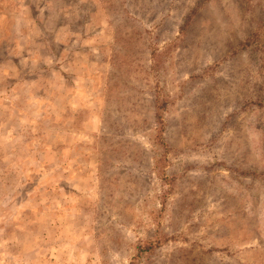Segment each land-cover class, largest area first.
Listing matches in <instances>:
<instances>
[{
  "label": "rangeland",
  "instance_id": "374dc122",
  "mask_svg": "<svg viewBox=\"0 0 264 264\" xmlns=\"http://www.w3.org/2000/svg\"><path fill=\"white\" fill-rule=\"evenodd\" d=\"M262 19L0 0V264H264Z\"/></svg>",
  "mask_w": 264,
  "mask_h": 264
},
{
  "label": "trees",
  "instance_id": "16d2710c",
  "mask_svg": "<svg viewBox=\"0 0 264 264\" xmlns=\"http://www.w3.org/2000/svg\"><path fill=\"white\" fill-rule=\"evenodd\" d=\"M261 28L264 30V19H262L261 22ZM257 38V33L256 32H250L248 35V38L246 41H244L243 44H239L240 46H243L244 48H249V51H256V47H258V43H255V39ZM243 49V48H242Z\"/></svg>",
  "mask_w": 264,
  "mask_h": 264
}]
</instances>
